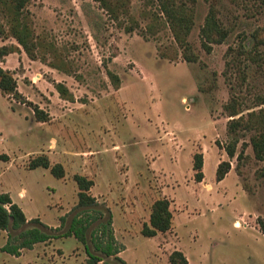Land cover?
Segmentation results:
<instances>
[{"label": "rangeland", "instance_id": "374dc122", "mask_svg": "<svg viewBox=\"0 0 264 264\" xmlns=\"http://www.w3.org/2000/svg\"><path fill=\"white\" fill-rule=\"evenodd\" d=\"M182 1L193 12L189 48L175 40L151 0H128L129 17L121 23L95 0H31L25 15L35 58L9 34L0 6V48L11 51L0 67L16 81L18 94L0 92V157H6L0 159V194H8L28 221L57 228L77 204L73 178L83 176L112 215L125 264H171L175 251L187 264H264V161L255 158L248 132H240L234 158L227 156L230 118L223 108L234 96L246 117L264 99V61L239 53L264 54L254 40H264V5ZM211 10L228 37L207 52L200 31ZM196 154L203 157L201 182L193 170ZM38 157L61 165L64 177L30 170ZM222 162L230 169L217 182ZM159 200L169 204L171 228L146 237L144 225ZM6 241L0 231V249ZM0 264L90 262L71 237L38 244L18 258L0 250ZM97 264L121 263L111 257Z\"/></svg>", "mask_w": 264, "mask_h": 264}, {"label": "trees", "instance_id": "16d2710c", "mask_svg": "<svg viewBox=\"0 0 264 264\" xmlns=\"http://www.w3.org/2000/svg\"><path fill=\"white\" fill-rule=\"evenodd\" d=\"M31 0H0V6L8 14V32L16 40L19 46L30 58L34 57L36 49L34 35L25 15V8ZM111 19L121 23L123 18L129 17L128 0H95ZM194 3L195 0H188ZM154 8L164 19L173 33L175 40L183 47L189 48L186 38L193 26V12L182 0H151ZM264 5V0H262ZM129 29V28H128ZM131 29V28H130ZM153 32V28L149 27ZM0 34L3 31L0 29ZM204 49L209 52L210 45H220L228 37V31L221 27L211 10L205 19L201 31ZM257 44L264 45V40L255 39ZM257 46V45H254ZM11 51L5 47L0 48V59L7 56ZM240 54L246 55L249 60L264 61V54L254 53L241 48ZM186 61L194 62L195 58L187 57ZM59 94L66 100L71 97L67 90L57 86ZM0 92L6 96H18L17 84L12 75L0 67ZM259 110L252 111L246 117L242 115L240 102L232 96L224 111L230 120L227 123V133L230 136L229 144L225 152L229 158H234L236 148L240 140V132H248L253 135L249 143L252 147L254 156L260 161H264V99H259ZM39 122H45L46 116L38 109H35ZM242 151L238 158L241 157ZM1 160L6 157H0ZM42 168L49 170L50 174L56 179L64 177L63 167L59 164L50 166L46 157H38L29 163V169ZM230 169L229 163L222 162L216 169L215 178L217 182L224 179ZM193 170L195 171V181L203 180V157L196 154L193 157ZM74 182L78 189L77 204L65 216L60 218V226L50 228L43 224L39 219L28 221L22 210L12 202L6 193L0 194V231L7 233L6 244L0 249L2 253L18 258L23 250H32L38 244H45L51 240L60 238H74L83 245L85 253L89 258L90 264L102 262L104 258H114L121 264H125L118 255L122 252V247L118 244L114 236L112 215L107 208H104L95 197L90 194L93 182L83 176H74ZM172 216L169 211V204L166 200L155 202L152 207L149 224L144 225L142 234L146 237H153L158 232L164 233L171 228ZM30 225V226H29ZM264 234V223L260 224ZM66 227V231H61ZM93 249V251L90 249ZM171 264H187L186 259L180 252H173L170 255Z\"/></svg>", "mask_w": 264, "mask_h": 264}, {"label": "crops", "instance_id": "0c3cea01", "mask_svg": "<svg viewBox=\"0 0 264 264\" xmlns=\"http://www.w3.org/2000/svg\"><path fill=\"white\" fill-rule=\"evenodd\" d=\"M12 200V199H11Z\"/></svg>", "mask_w": 264, "mask_h": 264}]
</instances>
